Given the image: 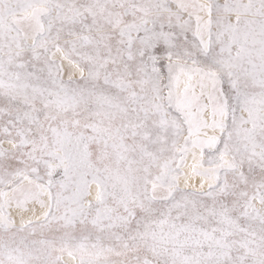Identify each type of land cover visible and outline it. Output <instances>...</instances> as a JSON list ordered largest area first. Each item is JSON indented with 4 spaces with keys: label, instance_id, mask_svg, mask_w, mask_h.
<instances>
[{
    "label": "snow or ice",
    "instance_id": "1",
    "mask_svg": "<svg viewBox=\"0 0 264 264\" xmlns=\"http://www.w3.org/2000/svg\"><path fill=\"white\" fill-rule=\"evenodd\" d=\"M0 264H264V0H0Z\"/></svg>",
    "mask_w": 264,
    "mask_h": 264
}]
</instances>
